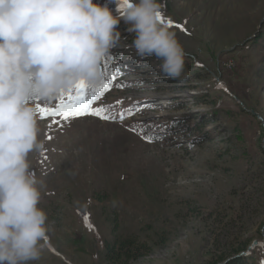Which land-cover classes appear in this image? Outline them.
I'll list each match as a JSON object with an SVG mask.
<instances>
[{
  "label": "rangeland",
  "instance_id": "1",
  "mask_svg": "<svg viewBox=\"0 0 264 264\" xmlns=\"http://www.w3.org/2000/svg\"><path fill=\"white\" fill-rule=\"evenodd\" d=\"M93 2L113 15L122 7ZM158 3L165 24L185 29L170 28L185 52L186 79L164 76L155 57H137L135 34L121 20L120 44L102 63L111 85L84 101L109 119H41L37 105L55 108L61 93L34 102L43 149L28 160L45 181L38 207L51 230L42 258L29 264H119L105 256L114 235L151 250L126 264L222 263L264 236V37L255 40L264 0ZM171 121L187 126L170 132ZM259 246L246 254L255 250L264 264Z\"/></svg>",
  "mask_w": 264,
  "mask_h": 264
},
{
  "label": "clouds",
  "instance_id": "2",
  "mask_svg": "<svg viewBox=\"0 0 264 264\" xmlns=\"http://www.w3.org/2000/svg\"><path fill=\"white\" fill-rule=\"evenodd\" d=\"M116 10L93 0H0V264L38 261L48 246L51 225L38 207L45 181L28 160L43 149L35 101L50 103L80 81L98 84L121 20L137 57L186 79L184 49L158 20V0H123Z\"/></svg>",
  "mask_w": 264,
  "mask_h": 264
},
{
  "label": "trees",
  "instance_id": "3",
  "mask_svg": "<svg viewBox=\"0 0 264 264\" xmlns=\"http://www.w3.org/2000/svg\"><path fill=\"white\" fill-rule=\"evenodd\" d=\"M263 37H264V31L261 32L255 40L258 41V39L263 38ZM106 57H109V53L105 56V58ZM187 68L188 67L185 64V73L187 74L186 78L189 75L187 72ZM102 72H103V79L98 84H96L97 87H99L102 81L105 83L109 81V75H110L109 69H102ZM195 75L196 77H198L197 73H195ZM107 84L111 85V83H107ZM97 87L94 89H88L89 94L94 93V92L98 93ZM102 91L104 92V90ZM183 125L185 124L180 125L179 122L171 121V122H167L166 129L167 131L174 132L175 130L178 129V127H181L180 129H185L187 125L186 126H183ZM197 126L198 127L196 130L202 131L203 127L205 126V122H203V124H200V125L197 124ZM159 134L160 133H157L156 135L159 136ZM156 135L153 134L152 136H156ZM206 135H208V133H205L204 136ZM164 136L165 135L163 134L160 135V137H164ZM116 229L117 227L114 228L113 232H115ZM248 242H246L244 246L249 245ZM259 247L263 248L264 245L259 246ZM104 248H105V252H106L105 256L107 260L110 261L111 263H119V264H126L129 260L137 259L138 257L142 255H146L147 253L151 251L150 248L145 245V243L138 241V239L135 236L119 237L117 235H114L112 240L106 241ZM237 254L238 252L228 257L230 259H228V261L224 264H257V256H256L255 250L251 251L249 254H246V255L235 256ZM225 260L227 259L225 258L223 261ZM217 263L218 262H215L213 264H217Z\"/></svg>",
  "mask_w": 264,
  "mask_h": 264
},
{
  "label": "snow or ice",
  "instance_id": "4",
  "mask_svg": "<svg viewBox=\"0 0 264 264\" xmlns=\"http://www.w3.org/2000/svg\"><path fill=\"white\" fill-rule=\"evenodd\" d=\"M158 20L165 24V20L161 12L157 13ZM167 26L172 28L173 26L180 28L182 31L185 29L182 25L174 24L172 20H167ZM119 86V85H118ZM97 85H91L86 82L80 81L74 86V92L70 91L67 97L64 96L63 92L59 97V102L55 108H46L37 105V112L40 114L41 119L45 117H59L63 121H68L70 118L82 117L85 115L98 116L102 119H109L107 115H103L104 109L102 108H91L89 104L84 103V97L86 90L94 89ZM109 85L105 82H101L99 88L101 90H107ZM53 123H57V120H53ZM85 223L87 224V217L85 216ZM91 227L90 225H88Z\"/></svg>",
  "mask_w": 264,
  "mask_h": 264
},
{
  "label": "water",
  "instance_id": "5",
  "mask_svg": "<svg viewBox=\"0 0 264 264\" xmlns=\"http://www.w3.org/2000/svg\"><path fill=\"white\" fill-rule=\"evenodd\" d=\"M220 86H221V85H220ZM221 88H223L228 94H230V93H229V92H228L223 86H221ZM230 96L233 97V98H235V99L237 100V98H236L234 95L230 94ZM237 101H238V100H237ZM238 102H239V101H238ZM250 112H251L252 114H254L255 116H257L259 119H261L260 116L258 115V113H256L255 111L250 110ZM263 142H264V137H263ZM262 244H264V236L262 237V240H261V241L254 240V241L248 246L247 252H240V253H238V254L235 255V256H241V255H244V254L248 253L249 250L253 249V248L256 247V246L262 245ZM228 259H230V258H227V260H225L224 262H222V263H217V264H224V263H226V262L228 261Z\"/></svg>",
  "mask_w": 264,
  "mask_h": 264
}]
</instances>
